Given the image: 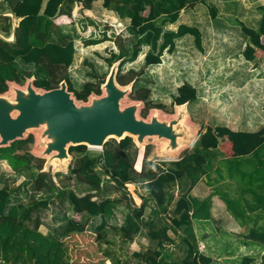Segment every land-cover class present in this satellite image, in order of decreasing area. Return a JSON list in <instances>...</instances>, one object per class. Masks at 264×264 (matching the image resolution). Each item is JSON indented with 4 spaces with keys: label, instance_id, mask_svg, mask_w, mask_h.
I'll use <instances>...</instances> for the list:
<instances>
[{
    "label": "trees",
    "instance_id": "1",
    "mask_svg": "<svg viewBox=\"0 0 264 264\" xmlns=\"http://www.w3.org/2000/svg\"><path fill=\"white\" fill-rule=\"evenodd\" d=\"M94 1L96 0H0L2 5L0 13L11 11L20 19L13 42L0 38V93L8 90V81L22 84L28 77L35 75L38 69H42L46 70L48 75L44 79L35 78L34 83L38 87L51 89L58 87L62 80H66L69 90L73 91L79 100H88L92 93L100 94L101 85L107 75L101 76L94 62L88 59H85V63L90 66L91 71H87V75L96 81H86L81 89H77L71 81L68 69L74 61L77 36L74 33L63 32L57 21L62 15L72 16L75 2L82 8H91ZM205 1H103L105 8L116 11L121 18L131 20L127 27L130 36L118 37L115 40L119 52L113 51L110 57L104 59L110 66L122 59L117 75L118 82L126 85L134 81L135 98L145 100L147 106L163 107V104L158 102L153 104L149 99L151 88L144 80V85L136 87V82L139 81L145 67L162 63L164 51L173 53L176 40L187 34L193 35L196 47L204 51L202 32L198 26L181 23L177 30H170L166 29V25L175 23L183 9L194 8L198 3ZM208 6L211 17L216 18L217 8L213 5ZM260 8L264 9V6ZM108 18V21L123 27L122 21L117 17ZM239 24L250 40L243 55L246 59L259 64L264 59V14L257 28L249 27L243 22ZM12 27L11 16H0V32L9 36ZM111 37L104 32L101 38H90L83 42L85 45H94L111 40ZM182 41L183 39L178 41L179 48ZM144 46H149V50L142 70L139 72L132 68L123 74L121 72L123 65L128 61H134ZM80 55L81 47L80 49L78 47L77 59ZM169 64L171 65L170 56L166 54L164 66ZM155 68L157 66H152L151 70L154 71ZM197 98V88L189 82H184L178 87V94L174 96L173 102L181 105L185 102H194ZM34 141V135L29 134L27 138L16 140L10 146L0 147V160L7 161L16 174L15 178L5 181L2 180L5 178L0 179V259L4 264H75L70 259L64 239L72 233L86 231L88 223L86 220L64 214L61 220L65 219V222L59 224L55 233H44L40 230V226L44 224L41 211L50 206L56 195L59 198L64 197L75 213H80L84 217L102 216V221L95 227L99 239L103 237L109 218L114 216L116 208L125 197L132 211L125 216L123 224L117 231L124 239L133 240L146 225L147 235L155 246L146 252H134V256L143 259L145 264H165V258L172 256L165 247V243L173 241L168 235L169 229L178 231L189 225L193 219L206 220L211 215V198L199 199L186 191L178 194L175 199L173 191H170V185L183 178H187L191 185L197 183L207 172L205 164L214 148L221 149L226 157L230 158L252 154L264 143V127L254 132L235 131L227 126H218L215 129L209 127L200 133L191 151L185 152L178 160L164 162L162 166H153L152 162L147 164V158L137 161L134 156L129 155L130 149H141L130 136L120 140L116 146L105 143L103 151L99 153L88 152L86 145L71 146L70 153L74 164L67 177L71 179L72 175H75L79 183L87 184L89 188L85 191L87 193L77 192L69 187L60 188L50 172L43 170V167L35 172L33 161L42 158L31 152L30 145ZM147 146L144 145L148 149L150 146ZM218 169L220 170V166ZM18 176H25V180L16 186L15 180ZM105 180L115 181V187L123 190V195L115 198L107 194L100 200L94 199L107 192ZM134 184L142 185L149 194H141L133 188ZM20 188H26V199H21L17 194ZM28 191L34 194L28 196ZM253 192L256 196L260 195L255 190ZM37 193L42 195L37 197ZM260 199L261 203H264L262 196ZM147 207H151L152 215L158 214L163 218V214H169L170 222L163 218L165 223L158 226L151 216L145 219ZM249 207L251 210L258 209ZM261 210L264 211L263 205ZM262 211H257V214L261 215ZM249 233L253 240L264 245V226L261 229L252 228ZM187 240L191 245L189 255L177 264H211V258L198 253L196 242L190 238ZM109 255L106 253L105 256ZM253 261L254 259L248 256L243 258L241 264H253ZM258 264H264V255Z\"/></svg>",
    "mask_w": 264,
    "mask_h": 264
},
{
    "label": "crops",
    "instance_id": "2",
    "mask_svg": "<svg viewBox=\"0 0 264 264\" xmlns=\"http://www.w3.org/2000/svg\"><path fill=\"white\" fill-rule=\"evenodd\" d=\"M103 1L104 0L94 1L91 8H82L78 2H75L71 17H68L67 15L60 16L61 18L65 17V19H70L71 22L74 21V23H60V28L65 33H74L77 36L75 39L76 52L74 61L68 69L71 81L77 89H81L86 81H96L95 78L87 75V71L90 72L91 68L86 65L85 59L94 62L97 72L101 76H106L108 75L111 66L105 61L104 57H110L113 51L119 52L118 48L110 46V44H105L111 42L112 39L94 45H85L82 41L86 39H81L82 41L78 39L81 37V27L84 28V30L87 28L88 31H91L89 28L93 29L94 25L95 28L93 29V32H91L93 34L97 30L96 28L102 26L101 21H108L109 16H115L121 20L125 30L131 21L130 18H121L116 11L105 8L103 6ZM201 4L203 3H198L197 5ZM204 4L205 9H207V5H213L218 11L216 18H212L210 14H207L206 18L209 19L203 20V22H205L204 28L200 19L198 21L194 19L193 22H186L183 19L184 14L189 15L193 12L195 13L197 9L202 10L201 6L197 5L194 8L183 9L180 13L179 19L175 23H169L166 25V29L170 30H177L181 23L198 26L202 32V42L204 46L203 52L206 54L211 53L210 49L213 46H216L217 43L222 44L224 38L230 40L231 48L229 46L230 49L225 53L227 56H222L223 59L225 58V60L227 59L229 61L228 64H226L224 60H220L218 55H213L219 52H214L211 54V57L219 62L217 63L214 61V63L212 61L210 68L213 67L216 71L215 81L218 85H222L221 75H224V73L227 74V78L229 77L231 79L229 92L231 95L229 98L232 103L235 104L223 107V115L226 116L218 123L201 115V120L198 122V125L202 128V132H205L209 127L215 129L218 125L227 126L235 131L254 132L260 130L264 127V72L261 74L264 70V59L260 61L259 64H256V61H251L245 58L243 51L250 40L243 33L239 22H243L249 27L257 28L264 14V9L260 8L264 6V0H206ZM205 9L204 12H206ZM227 19L236 21H233L232 24L227 22L225 24L224 21ZM19 20L20 19H18V21ZM64 21L65 20H63V22ZM95 24H98V26ZM111 29L112 28L102 30L103 35L106 31L107 35L111 36L114 33ZM234 30L236 33L232 32ZM95 34L97 35V33H94V35ZM94 35L91 37L100 38V36ZM188 35L190 34L185 36ZM91 37L88 38L90 39ZM207 37H211L215 42L208 47H206L207 42H205ZM181 39L182 38H178L176 40V48L173 53L164 51L162 62L166 54H170L169 56L175 55L174 53L176 52L178 41ZM191 39L194 43L193 35H191ZM102 44L105 45L103 46V49L108 48V52L106 50H101ZM78 47L79 49L81 47V55L78 60H76ZM144 47H147V51L143 52L142 50L140 52V54H144L143 62L146 53L149 50V46ZM232 53L239 54V57H234ZM237 59H241L243 62L238 60L239 63H241L239 65L237 64L238 61H235ZM134 61L128 62L131 63ZM213 63L214 65L212 66ZM161 64L163 63H159L157 66ZM256 66H260L262 69ZM172 68L174 69V61L172 63ZM47 75L46 70L38 69L34 76L35 78L44 79ZM183 84L184 82L179 84L178 87ZM142 85H144V82L139 84V87ZM147 86L149 85L147 84ZM178 87L177 91L172 96L173 100L174 96L178 94ZM226 90H228V87ZM252 93H254V95L250 98ZM228 96L229 95L227 94V97ZM157 97L160 100L158 103L164 104L161 102L163 96ZM211 153H214L215 156L211 158L208 157L205 164L207 172L197 183L191 185L187 178H183L170 185V191H173V195L176 196L175 199L178 197V194H182L186 191H189L190 195L199 199L211 198V215L210 218L206 220L193 219L189 225L178 229V231L169 229L168 235L173 241L165 243V247L169 250L172 256L165 258V264H177L189 255L191 245L187 238L196 242L198 253H202L212 259L211 264H241L243 258L248 256L254 259L252 262L253 264H258L261 262L264 255V245L253 240V238L249 236V231L252 228L261 229L264 226V211L261 210L262 205L264 209V203H261L262 200L260 199L261 196L264 198V143L252 154L246 157H226L223 151L219 148L212 149ZM212 158H214L213 163L210 162ZM178 159H180V157ZM223 162H226L227 167L220 168L219 170L218 167ZM238 162H247L251 166L253 165V167L250 166L251 168L249 167V169H242L243 175L248 173L252 176L247 185H245L243 181L236 180L238 177V170L234 168V165ZM2 163L4 166L10 167L7 161L3 160ZM253 189L258 190L260 195L256 196ZM102 195V198H104L107 194ZM94 199H98V197H95ZM249 206L258 209L251 210ZM257 211H262V214L258 215ZM165 215L166 214L162 215L163 218H165ZM100 216L101 215H97L96 218ZM147 218L149 217H146L145 219ZM151 218L158 226L163 225L165 220L170 222L169 217L164 220L158 214H153ZM120 226L121 224H119V226L114 225L113 228L117 231V228ZM107 227L108 226H106V228ZM142 229L148 231L146 225L143 226ZM143 230H141L133 240H128L134 249L133 254L134 252L140 251L146 252L150 248H153V245L151 244L152 241L147 233L142 234ZM138 236L142 237L138 238ZM139 243H142V245H139ZM256 248H260L259 252ZM139 260L145 264L143 259L139 258ZM118 263L120 264V262Z\"/></svg>",
    "mask_w": 264,
    "mask_h": 264
},
{
    "label": "rangeland",
    "instance_id": "3",
    "mask_svg": "<svg viewBox=\"0 0 264 264\" xmlns=\"http://www.w3.org/2000/svg\"><path fill=\"white\" fill-rule=\"evenodd\" d=\"M1 6L2 5H0V7ZM197 6H201L202 10L197 9L195 13L193 12L192 14H189V15L184 14L183 19L186 22L187 21L193 22L194 19L198 21L200 19L201 23L203 24L202 26L204 28L205 22H203V20L209 19V18H206L207 14H210L209 6L207 5V9H205L204 3L201 5H197ZM203 7L206 10V12H204ZM0 11L2 10L0 9ZM57 19L56 20L58 21V23L71 22L70 19H67V18L65 19V17H62V18L59 17ZM64 19L65 21L63 22ZM233 21H236V20L227 19L226 21H224V23L226 24L227 22L229 24H232ZM12 23H13V19H12ZM101 24L102 26L99 28H96L97 30L94 32V33H97V35L96 34L94 35V33L93 34L91 33L93 32V29L95 28L94 25H93V29L89 28V30L91 31H88L86 27H85L86 30H84V28L81 27L80 29L81 37L79 36L80 38L78 39L79 40L89 39L88 37H91L92 35L100 36L101 38L103 35L102 30H105V29L108 30L109 28H112L111 31L114 32L111 35L112 41L105 43V44H110V46L118 48L115 40L118 37L128 38V36H130L127 29L126 30L124 29V25L123 27H119L116 23H112L111 21H105V22L101 21ZM95 25L98 26V24H95ZM17 26H18V19H17ZM232 32H235V30ZM182 39L183 41H182L180 48L177 45L176 52L174 53L175 55L170 56L171 65L169 64L168 66L167 65L164 66V60H163L162 62L163 64L158 65V66L153 65V66H157V68H155L154 71L151 70L152 66L145 67L144 72L141 73L139 76V81L136 82L137 88L139 87V84L143 83V80L146 82V84L149 85V87L151 88V94H150L149 99L152 100L153 104L155 102L160 101L157 96H163L161 99L162 100L161 102L164 103L163 107L147 106L145 100H140V99L135 98L134 88L132 89V92L122 101V103L123 105H128L135 101H141L140 115L144 118H148L154 109H159L163 115H175L177 113V107H176V104L172 101L173 100L172 96L177 91V87L179 84H181L182 82H190L193 84V86L197 88L198 98L196 101L188 103L187 113L189 115V119L191 123L196 126V131H197L196 134H197V139H198L200 133H202V128L198 125V122H200L201 120L200 118L201 115L205 116V118L207 117L210 120L212 119V121H215L216 123H218L220 120H223V118L226 116V115H223V107L226 105L231 106L235 104V103H232L231 99L229 98L231 95L229 93L231 79L229 77L227 78V74L224 73V75H221L222 85H218L215 81L216 71L214 70L213 67L210 68V64L212 63V61L213 62L215 61V59L211 57V54L214 52H219L213 55H218L220 60H224V62L228 64L229 61L227 59L225 60V58L223 59L222 56L226 55L225 53L228 51V49L231 48V45H230V40L228 38H224L222 44L217 43L216 46H213L210 49L211 53L206 54L205 52H200V50H198V48L195 46V42L193 43L191 39V35L185 36ZM205 42H207L206 47H208L210 44L215 43L211 37H207ZM101 46H102L101 47L102 51L106 50L108 52V48L103 49L104 48L103 46H105L104 44H102ZM146 51H147V47H143V52H146ZM232 54L234 57H239L238 56L239 54L237 53H232ZM143 57H144V54H142V56L140 54L134 62L125 63L122 67L121 72L125 74L132 68L140 72V70H142L144 66ZM238 60L243 62V60L241 59H237L235 61H238ZM173 61H174V69L172 68ZM215 62L218 63L219 61L216 60ZM214 63L212 64V66L214 65ZM237 64L240 65L241 63H239L238 61ZM256 67H260V66H256ZM260 69L262 68L260 67ZM263 72L264 70L261 72V74ZM258 76H261V75H258ZM132 82L134 83V81ZM25 83L26 82L24 81V84ZM24 84L22 83V85ZM227 87H228V90H226ZM7 92L10 93V89H8ZM227 94L229 95L228 97H227ZM253 95L254 93L251 94L250 98H252ZM218 126H221V125H218ZM30 133L31 134L33 133L35 137V141L30 145L31 152L34 153L37 150H39V146H40L38 145V142L36 140L38 132L31 131ZM118 142L119 140L115 138H110L106 142V144L112 143L114 146H116ZM147 143H148L147 145L150 146L148 149H147L148 147L147 145H146L147 147H144V146L138 147V148H141L140 149L141 151L135 148H132L129 150L128 154L131 156H134V158L137 159V161L138 160L141 161L142 159L147 158L146 159L147 164L148 162H152L153 166H157V165L162 166L164 162L171 161V159H168L166 156L161 154V151H160L161 144H162L161 140H157L154 137H150L148 138ZM194 144L191 147L179 153L177 156H172L170 158L181 157L185 152L191 151L193 149ZM146 150L148 151L146 152ZM101 151L103 150L88 147V152L99 153ZM77 155L79 156V154ZM214 156H215L214 153H209V158L214 157ZM40 158L42 159H35L33 161L35 172H38L39 168L43 167V170L50 172V174L53 176L55 182L60 188L62 186L65 188L69 187V188L76 190L77 192L84 191V193H87L85 192L87 189H89L87 184L79 183L75 175H72L71 179L67 177V174L69 173L70 168L74 164L73 158L67 162L65 167L60 168V169L55 168L54 162L48 163L47 157H40ZM213 160L214 158H212L210 162L213 163ZM2 161L3 160H0V179L5 178V179H2L5 181V180H8L9 178H15L16 174L14 173V171L10 167L4 166ZM136 165H137V162H136ZM250 166L251 165L248 164L247 162L246 163H239V162L236 163L234 165V168L238 170V177L236 178V180L243 181V183L247 185L250 179L252 178V176L249 175L248 173L243 175L242 169H247V168L249 169ZM138 167H140V165ZM224 167H227L226 162H223L220 164V168H224ZM251 167H253V165ZM24 180H25V176H18L17 179L15 180V185L16 186L20 185ZM104 184L106 185V188H107L106 189L107 192H105V194H109L110 196H114L115 198L121 197L123 195L124 191L118 190L115 187V184H116L115 181L105 180ZM133 188L136 189L141 194H145V195L149 194L148 190H146L142 185L134 184ZM253 190L259 193L258 190L256 189H253ZM17 194L19 195L21 199H26V188H20L17 191ZM27 194L28 196H32L34 192L28 191ZM41 195L42 193H37V197H40ZM13 197L14 198L16 197V193L13 194ZM97 197L98 199H101L103 195L100 194ZM122 200L123 202L119 204L118 207L116 208L114 216L109 218L108 224H107L108 227L106 228V231L103 232V237L101 239L97 237V232L95 230V227L96 225L100 224V222L102 221V216L97 217V218L84 217L80 213H75L74 211L71 210L70 205L67 201H65V198L64 197L59 198L57 195L53 197L50 203V206L41 211V217H42V221L44 222V224L40 226V230L43 231L44 233H49V232L55 233V229L59 226V224L61 222H65V219L61 220V217L64 214H66V216L67 214H70L71 216H74L77 219L82 218L83 220H86V222H88L87 223L88 228L86 231L82 233H72L70 236L64 239L66 246L68 247V254L70 256L71 261H73V263L75 264H99V263H104V261L107 258H110L114 261L113 263L115 264H117L118 261L120 262V264H144L142 263V261L139 260V258L134 257V254H133L134 249L132 248V244L130 243V241L124 239L113 228L114 225L119 226V224H122V222L124 221V216H127L132 211V208L128 206L129 203H127V199L123 197ZM150 216H153V215L150 211V207H147L145 210V218L150 217ZM164 217L170 218V215L166 214ZM143 233H147V231L143 230L142 234ZM140 237L142 236H138V238ZM151 244L154 247V243L151 242ZM139 245H142V243H139ZM256 250L259 252L260 248H256ZM106 253L110 255L105 256Z\"/></svg>",
    "mask_w": 264,
    "mask_h": 264
},
{
    "label": "water",
    "instance_id": "4",
    "mask_svg": "<svg viewBox=\"0 0 264 264\" xmlns=\"http://www.w3.org/2000/svg\"><path fill=\"white\" fill-rule=\"evenodd\" d=\"M13 19L9 36L0 32V38L15 40L17 18L11 11L0 13ZM122 60L114 62L101 93H92L88 100L77 99L69 90L66 80L51 89L35 85V76L25 84L8 81L10 93H0V147L25 139L31 131H37L39 150L32 152L37 157H47L55 168H63L73 158L71 146L86 145L102 149L110 138L122 140L133 138L137 147L147 145L154 137L161 140V154L177 156L197 140L196 126L187 113L188 103L178 105L175 115H163L154 109L148 118L140 115L141 101L123 105L122 101L132 92L133 82L121 85L117 80ZM33 134V133H32ZM178 160V158H170Z\"/></svg>",
    "mask_w": 264,
    "mask_h": 264
},
{
    "label": "built area",
    "instance_id": "5",
    "mask_svg": "<svg viewBox=\"0 0 264 264\" xmlns=\"http://www.w3.org/2000/svg\"><path fill=\"white\" fill-rule=\"evenodd\" d=\"M0 264H4L1 259H0ZM101 264H114V263L111 259L110 260L106 259L104 263H101Z\"/></svg>",
    "mask_w": 264,
    "mask_h": 264
},
{
    "label": "bare ground",
    "instance_id": "6",
    "mask_svg": "<svg viewBox=\"0 0 264 264\" xmlns=\"http://www.w3.org/2000/svg\"><path fill=\"white\" fill-rule=\"evenodd\" d=\"M181 106V105H180ZM172 156H174V155H168V156H166V157H172Z\"/></svg>",
    "mask_w": 264,
    "mask_h": 264
}]
</instances>
